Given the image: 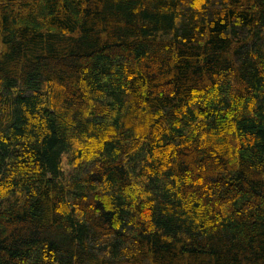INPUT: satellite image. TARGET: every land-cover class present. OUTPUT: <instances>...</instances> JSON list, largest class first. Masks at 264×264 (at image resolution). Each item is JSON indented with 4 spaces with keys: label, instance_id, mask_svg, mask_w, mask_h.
<instances>
[{
    "label": "trees",
    "instance_id": "16d2710c",
    "mask_svg": "<svg viewBox=\"0 0 264 264\" xmlns=\"http://www.w3.org/2000/svg\"><path fill=\"white\" fill-rule=\"evenodd\" d=\"M0 264H264V0H0Z\"/></svg>",
    "mask_w": 264,
    "mask_h": 264
}]
</instances>
